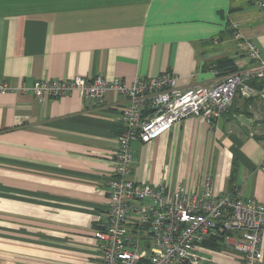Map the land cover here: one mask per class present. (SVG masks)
<instances>
[{"label": "crops", "instance_id": "1", "mask_svg": "<svg viewBox=\"0 0 264 264\" xmlns=\"http://www.w3.org/2000/svg\"><path fill=\"white\" fill-rule=\"evenodd\" d=\"M244 41L262 59L264 14L251 0H0V81L12 87L0 92V264H99L94 231L107 218L125 98L72 91L39 102L21 86L96 75L130 84L161 72L179 89L212 85L216 60L250 66ZM258 97L246 105L240 94L210 123L187 116L133 141L130 177L197 192L208 178L216 195L238 187L264 203V122L249 110ZM214 243L198 254L236 264Z\"/></svg>", "mask_w": 264, "mask_h": 264}, {"label": "built area", "instance_id": "2", "mask_svg": "<svg viewBox=\"0 0 264 264\" xmlns=\"http://www.w3.org/2000/svg\"><path fill=\"white\" fill-rule=\"evenodd\" d=\"M251 3L264 14V0ZM239 48L252 60L250 66L224 74L214 69L217 80L207 86L179 89L175 75L161 72L155 77L137 76L130 84L96 75L36 79L29 87L19 88L30 90L39 102L72 91L94 102L102 101L107 90L125 96L117 106L119 132L116 163L107 181V218L94 231L99 264H221L198 254V248L209 240L223 241L222 246L235 254L236 264H264L263 202L244 199L238 187L216 195L208 178L197 192L179 184L152 186L130 177L135 163L133 141L148 142L187 116L210 123L227 111L238 93L244 97L263 93L246 83L264 78L259 49L251 41ZM9 90L12 87L0 81V92ZM143 232L148 237L145 241Z\"/></svg>", "mask_w": 264, "mask_h": 264}, {"label": "trees", "instance_id": "3", "mask_svg": "<svg viewBox=\"0 0 264 264\" xmlns=\"http://www.w3.org/2000/svg\"><path fill=\"white\" fill-rule=\"evenodd\" d=\"M229 31H233V28H229ZM239 45H240V43H239ZM213 67L215 69H218L219 71L221 69H223L221 71V74L232 72V71L236 70V67H235L234 63L232 62V59H229L228 57H224V58H220V59L216 60V62L213 64ZM246 83L248 85H250L251 87H253L254 89H257V90H260V91L264 90V78H259V79L252 78V79L247 80ZM238 96H240L239 93L234 97V100ZM251 98L252 97H245V99H244L245 103L248 100H250ZM246 105H247V103H246ZM259 110H260V108H259ZM263 110H264V108H263ZM260 113L264 116V112H262L260 110ZM257 137H259V138L264 137V133L263 134L261 133V134L257 135ZM217 245H218L217 243H214V246H217Z\"/></svg>", "mask_w": 264, "mask_h": 264}, {"label": "rangeland", "instance_id": "4", "mask_svg": "<svg viewBox=\"0 0 264 264\" xmlns=\"http://www.w3.org/2000/svg\"><path fill=\"white\" fill-rule=\"evenodd\" d=\"M262 59L264 60V54L262 55ZM252 99H254V98H252ZM249 103L251 104L250 107L252 108L249 110H252L256 114V117L264 122V116L261 115V113L255 112V110H258L259 112L261 110L262 112H264V110H263V108H264V90H263V93H261V95H259V97L255 103H253V101H250ZM259 108H260V110H259ZM141 239L144 241L148 239L146 232H143ZM218 244H219V246H222L224 244V242L219 241ZM221 248L229 250V248L227 246H222Z\"/></svg>", "mask_w": 264, "mask_h": 264}, {"label": "water", "instance_id": "5", "mask_svg": "<svg viewBox=\"0 0 264 264\" xmlns=\"http://www.w3.org/2000/svg\"><path fill=\"white\" fill-rule=\"evenodd\" d=\"M143 226L147 227V224H146V223H144V224H143Z\"/></svg>", "mask_w": 264, "mask_h": 264}]
</instances>
